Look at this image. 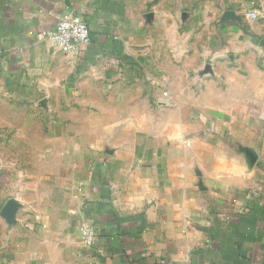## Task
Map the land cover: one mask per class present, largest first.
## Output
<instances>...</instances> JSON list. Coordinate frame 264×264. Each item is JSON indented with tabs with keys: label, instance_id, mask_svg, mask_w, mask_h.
Segmentation results:
<instances>
[{
	"label": "crops",
	"instance_id": "crops-1",
	"mask_svg": "<svg viewBox=\"0 0 264 264\" xmlns=\"http://www.w3.org/2000/svg\"><path fill=\"white\" fill-rule=\"evenodd\" d=\"M257 1L0 0V90L88 92L90 137L152 157L151 167H118L137 173L128 194L112 167H0V264H264L261 39L221 22ZM67 15L91 31L77 53L47 35ZM208 27L226 34H192ZM162 89L167 116L145 95ZM145 135L152 147L141 152Z\"/></svg>",
	"mask_w": 264,
	"mask_h": 264
},
{
	"label": "rangeland",
	"instance_id": "rangeland-1",
	"mask_svg": "<svg viewBox=\"0 0 264 264\" xmlns=\"http://www.w3.org/2000/svg\"><path fill=\"white\" fill-rule=\"evenodd\" d=\"M249 6L241 13H229L226 19H221V22L229 19L240 21L242 26L239 27V34L257 36L261 39L257 41L255 47L257 48L256 52L263 53L262 59L257 62L264 67V0ZM192 34L224 35L226 33L221 28L208 27L206 29L193 28ZM67 78H69L67 83L71 85L74 82L73 78L71 76ZM47 80L48 84L57 82L55 77H48ZM79 82L87 83L86 81ZM1 83H5L4 79H1ZM20 84H22L21 81ZM9 94L8 96V93L1 88L0 167H7L11 162H14L17 167H112L110 174L117 182L121 183V190L125 194L135 190L134 187H131V183L135 180L137 173L124 175L125 173L120 172L118 167H151L150 152H143L146 148L152 147V140L147 139L148 135L137 141V148L143 153L129 156L118 154L122 151L118 147L123 143L122 141L116 139L93 140L90 137L93 134L88 131L89 109L82 105L88 100V92L77 95L70 89L53 86L51 90L33 88ZM150 94L154 115L167 116L173 113L174 109L168 104L170 93L167 90L162 89L154 94L145 93V95ZM10 100H16L14 111H11L12 108H9L5 103ZM157 101L161 104H158ZM156 102L157 104H155ZM59 117H63L64 122L57 125L55 121ZM12 124L15 125L16 131L21 128V135H24L23 132H25L26 137H18L17 133L10 131ZM61 131L63 132L59 133ZM167 131L168 127L165 124L162 132L167 133ZM45 132H48L50 136L53 135V138L45 139L43 137ZM60 135L64 139L56 138ZM73 135L79 138L72 139ZM134 144L136 145L135 139L129 140V147L130 145L135 146ZM59 145L64 147L62 152L59 150ZM56 148H59L57 150L60 152L57 155L55 154ZM146 175V171L141 172L139 178H147Z\"/></svg>",
	"mask_w": 264,
	"mask_h": 264
},
{
	"label": "built area",
	"instance_id": "built-area-1",
	"mask_svg": "<svg viewBox=\"0 0 264 264\" xmlns=\"http://www.w3.org/2000/svg\"><path fill=\"white\" fill-rule=\"evenodd\" d=\"M257 17V15H254ZM52 43L66 53H77L91 40L88 24L79 16L67 15L59 19L56 28L48 34ZM83 234L87 245H94L96 237L91 226H83Z\"/></svg>",
	"mask_w": 264,
	"mask_h": 264
}]
</instances>
